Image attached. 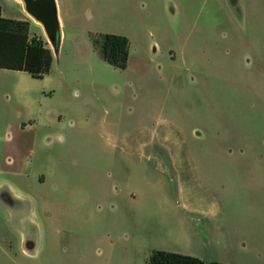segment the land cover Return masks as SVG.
Masks as SVG:
<instances>
[{
    "label": "rangeland",
    "instance_id": "1",
    "mask_svg": "<svg viewBox=\"0 0 264 264\" xmlns=\"http://www.w3.org/2000/svg\"><path fill=\"white\" fill-rule=\"evenodd\" d=\"M54 1L44 77L0 67V264H264V0Z\"/></svg>",
    "mask_w": 264,
    "mask_h": 264
},
{
    "label": "trees",
    "instance_id": "2",
    "mask_svg": "<svg viewBox=\"0 0 264 264\" xmlns=\"http://www.w3.org/2000/svg\"><path fill=\"white\" fill-rule=\"evenodd\" d=\"M59 42L56 43L58 45ZM94 46L102 58L117 59L121 69H127L128 58L124 52L125 39L120 35H98ZM50 63L48 51L41 39L31 34V22L5 18L0 6V67L24 71L34 78H42ZM48 72V71H47ZM145 264H230L221 261L206 263L203 259L181 252L154 249Z\"/></svg>",
    "mask_w": 264,
    "mask_h": 264
},
{
    "label": "flooded vegetation",
    "instance_id": "3",
    "mask_svg": "<svg viewBox=\"0 0 264 264\" xmlns=\"http://www.w3.org/2000/svg\"><path fill=\"white\" fill-rule=\"evenodd\" d=\"M38 2H31V7L39 14L42 15L48 25V28L54 38H59V28L55 19V8L53 0H37Z\"/></svg>",
    "mask_w": 264,
    "mask_h": 264
},
{
    "label": "crops",
    "instance_id": "4",
    "mask_svg": "<svg viewBox=\"0 0 264 264\" xmlns=\"http://www.w3.org/2000/svg\"><path fill=\"white\" fill-rule=\"evenodd\" d=\"M8 1H10V2H13V3H15L16 4V6H17V8H19V10H20V16L19 17H16V18H12V17H8V16H5V10H4V7L0 4V6L2 7V13H3V16L5 17V18H9V19H16V20H28V21H30L31 22V34L33 35V27H34V24H32V23H34L33 22V20L29 17V13L27 12V10H26V7H25V3H24V1L23 0H8ZM57 1V3H58V6L60 7V1L59 0H56ZM60 25L62 26L63 25V22H62V19H61V17H60ZM45 34H46V32H45ZM144 144H146L147 145V143L145 142ZM163 147V146H162ZM20 143H16L15 145H14V147L12 148L13 150H16V151H20ZM8 156H10V154H8ZM0 184H1V182H0ZM14 190V189H13ZM16 194V193H15ZM186 254H189V253H186ZM189 255H193V254H189ZM205 261V260H204ZM206 263H209V262H211V261H205ZM226 263V262H225Z\"/></svg>",
    "mask_w": 264,
    "mask_h": 264
},
{
    "label": "water",
    "instance_id": "5",
    "mask_svg": "<svg viewBox=\"0 0 264 264\" xmlns=\"http://www.w3.org/2000/svg\"><path fill=\"white\" fill-rule=\"evenodd\" d=\"M24 3H25V7H26V10L27 12L33 16L37 21H39L42 26L44 27V30L46 32V35L48 37V39L50 40L52 46L55 48L56 46V43H55V38L52 36L49 28H48V25H47V22L45 20V18L42 16V15H39L32 7H31V2H38L37 0H23ZM54 2V8H55V19L57 21V24H58V28H60V23H59V20H58V12H57V8H56V3L55 1L53 0Z\"/></svg>",
    "mask_w": 264,
    "mask_h": 264
}]
</instances>
